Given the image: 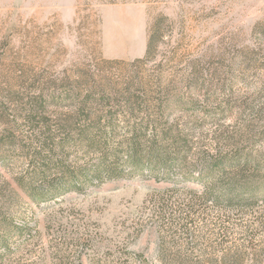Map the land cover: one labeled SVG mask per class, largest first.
Instances as JSON below:
<instances>
[{
	"label": "rangeland",
	"instance_id": "rangeland-1",
	"mask_svg": "<svg viewBox=\"0 0 264 264\" xmlns=\"http://www.w3.org/2000/svg\"><path fill=\"white\" fill-rule=\"evenodd\" d=\"M154 28L162 39L139 62ZM146 93L181 104L167 116L190 138L191 175L147 169L58 199L40 178L30 200V163L54 165L42 142L61 140L66 115ZM39 100L48 107L31 127ZM233 150L264 163V0H0V233L32 230L0 264H264V190L244 212L197 197L200 158ZM64 156L88 171L100 158L73 145Z\"/></svg>",
	"mask_w": 264,
	"mask_h": 264
},
{
	"label": "trees",
	"instance_id": "trees-1",
	"mask_svg": "<svg viewBox=\"0 0 264 264\" xmlns=\"http://www.w3.org/2000/svg\"><path fill=\"white\" fill-rule=\"evenodd\" d=\"M154 29L148 38L146 55L139 62L147 61L158 48L162 38L159 30ZM179 106V102H171L168 98L155 100L146 93L142 97L126 98L119 102L118 106H111L112 110L108 113L97 115L93 112V102H82L76 112L80 115L79 118L76 119L72 115H66L64 118V136L61 140L50 147L48 140L42 142L43 152L49 153L54 165L44 160L42 164L31 162L32 178L30 184L23 186L24 191L27 190L30 200H34L35 196L32 195H38L35 187L40 178L49 181L48 189L42 191L43 195L49 194L48 199H54L62 193L82 192L84 181L97 186L108 181L130 179L136 174L144 175L147 169H150V175L157 181H172L174 176L179 174L183 177L191 175L186 163L190 138L179 130L178 125L170 124L167 116L168 110ZM47 107V103L40 100L30 103L27 113L31 127L35 122L32 119H42ZM73 137L77 144L74 143ZM72 145L100 156L99 164L92 171L81 166L71 168L68 157L64 155ZM54 153L61 156L59 161L54 162L52 159ZM208 157L211 158L209 155ZM176 158L181 161H176ZM212 158L208 160L203 156L198 163L202 170L199 179L204 192L197 197L205 203L200 205V208L203 209L209 201H212L214 206L229 207L239 212L257 208L259 193L264 190V163L260 157L251 152L233 150L225 156L218 152L212 155ZM54 172L61 176L59 181L55 177L47 178L48 174ZM171 192L175 190H169V193ZM194 193L197 194L192 192ZM31 234L32 230L28 225L4 227L0 233V253L2 250L10 251L9 241L13 236L26 237Z\"/></svg>",
	"mask_w": 264,
	"mask_h": 264
}]
</instances>
